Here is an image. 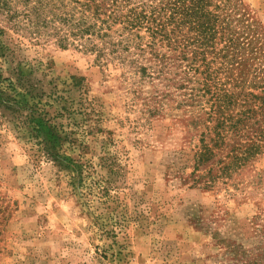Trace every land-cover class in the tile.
<instances>
[{"label": "rangeland", "instance_id": "obj_1", "mask_svg": "<svg viewBox=\"0 0 264 264\" xmlns=\"http://www.w3.org/2000/svg\"><path fill=\"white\" fill-rule=\"evenodd\" d=\"M228 3L233 65L217 59L215 92L233 95L234 121L253 112L258 149L238 163L213 149L198 168L209 95L185 103V88L35 42L0 16V264H264V0Z\"/></svg>", "mask_w": 264, "mask_h": 264}, {"label": "trees", "instance_id": "obj_2", "mask_svg": "<svg viewBox=\"0 0 264 264\" xmlns=\"http://www.w3.org/2000/svg\"><path fill=\"white\" fill-rule=\"evenodd\" d=\"M235 15L228 0H0V16L9 29L24 32L35 42L53 37L60 48L74 46L94 54L102 67L113 65L125 69L126 74L147 77L150 83L156 81L174 90L185 88V103L198 104L209 95L205 114L213 125L202 134L194 155L195 168L213 156V149L230 148L228 155L236 163L258 149L256 142L245 135V122L253 112L237 114L234 121L230 109L233 95L215 92L221 86L215 85L220 70L215 67L217 59H222L219 66L226 69L233 65ZM220 43L223 46L217 49ZM3 49L0 43V52ZM1 103L5 100L0 92ZM17 107L24 110L21 105ZM199 108L204 110L203 105ZM26 118L29 123L46 125L30 110ZM46 128V143L53 146L60 140L58 133L51 125ZM232 137L243 138L245 143H227ZM256 137L259 140L260 135ZM242 148L243 158L233 156Z\"/></svg>", "mask_w": 264, "mask_h": 264}]
</instances>
